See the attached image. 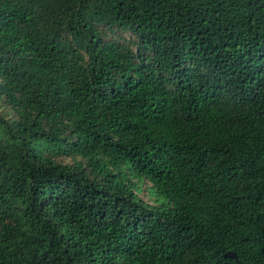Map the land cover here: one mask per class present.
<instances>
[{"label": "trees", "instance_id": "16d2710c", "mask_svg": "<svg viewBox=\"0 0 264 264\" xmlns=\"http://www.w3.org/2000/svg\"><path fill=\"white\" fill-rule=\"evenodd\" d=\"M0 264H264V0H0Z\"/></svg>", "mask_w": 264, "mask_h": 264}, {"label": "rangeland", "instance_id": "374dc122", "mask_svg": "<svg viewBox=\"0 0 264 264\" xmlns=\"http://www.w3.org/2000/svg\"><path fill=\"white\" fill-rule=\"evenodd\" d=\"M123 36H124V38H128L129 34L124 33ZM150 187H151V185L147 181L139 182L138 197L142 201L154 206L156 204V202H155L154 197L150 194L151 190L149 192Z\"/></svg>", "mask_w": 264, "mask_h": 264}, {"label": "water", "instance_id": "95a60500", "mask_svg": "<svg viewBox=\"0 0 264 264\" xmlns=\"http://www.w3.org/2000/svg\"><path fill=\"white\" fill-rule=\"evenodd\" d=\"M224 257L225 258H228V259H236V255L235 253L231 252V251H228L224 254Z\"/></svg>", "mask_w": 264, "mask_h": 264}]
</instances>
